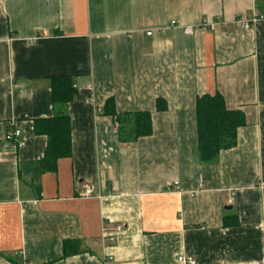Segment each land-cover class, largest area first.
Wrapping results in <instances>:
<instances>
[{"label": "crops", "instance_id": "crops-1", "mask_svg": "<svg viewBox=\"0 0 264 264\" xmlns=\"http://www.w3.org/2000/svg\"><path fill=\"white\" fill-rule=\"evenodd\" d=\"M253 16L264 0H0V264H264V19L236 22ZM215 94L247 125L204 163L196 102ZM111 98L153 134L122 143ZM55 115L73 154L49 172L34 121ZM13 122L25 146L6 150Z\"/></svg>", "mask_w": 264, "mask_h": 264}, {"label": "trees", "instance_id": "trees-1", "mask_svg": "<svg viewBox=\"0 0 264 264\" xmlns=\"http://www.w3.org/2000/svg\"><path fill=\"white\" fill-rule=\"evenodd\" d=\"M52 101L54 104L68 105L73 101L76 89L70 77H56L52 84ZM159 110H164L160 102ZM196 124L198 152L204 163L212 162L221 152L237 146L238 132L247 125L243 110L227 108L221 94L204 95L196 102ZM105 113L117 119L119 140L122 143H136L141 137L153 134L152 115L140 111L122 116L116 112L114 99L105 106ZM72 123L68 115H55L52 118L42 117L34 121V130L38 136L47 137V148L42 159L44 171L55 172L60 159L70 158L73 154ZM80 244L66 241L64 257L80 252Z\"/></svg>", "mask_w": 264, "mask_h": 264}, {"label": "built area", "instance_id": "built-area-1", "mask_svg": "<svg viewBox=\"0 0 264 264\" xmlns=\"http://www.w3.org/2000/svg\"><path fill=\"white\" fill-rule=\"evenodd\" d=\"M259 19H264V17L263 16H261V17L253 16V17L248 18V19L239 18L236 20V22H238L243 28L248 30V29H250L251 24L255 23ZM217 25L218 24H216V23H208L207 25H205V27L209 26V28H211L212 30H215ZM187 32L192 33L193 29L187 28ZM159 33H160V31L151 30V31H148L146 33V35L148 37H151V36L157 35ZM4 142H5L4 148L6 150L9 149L10 145H13V147L15 149H19V148H22L25 146L24 142H23V131H21V129L18 128L14 122L8 126L7 133H6L5 138H4ZM178 184L179 183H176V185H178ZM86 188H89V185H86ZM117 227H118L117 228L118 231L123 230L122 226L119 225ZM179 262L182 264H195L194 260H192L191 258L187 259L186 257H183V256L179 257ZM25 264H31V263H25Z\"/></svg>", "mask_w": 264, "mask_h": 264}]
</instances>
